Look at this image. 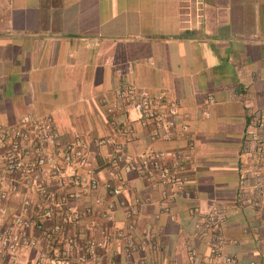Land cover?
I'll use <instances>...</instances> for the list:
<instances>
[{"label":"crops","instance_id":"1","mask_svg":"<svg viewBox=\"0 0 264 264\" xmlns=\"http://www.w3.org/2000/svg\"><path fill=\"white\" fill-rule=\"evenodd\" d=\"M126 83L152 99L177 102L171 139H152L151 126H141L132 110L126 112L133 120L130 139L116 134L106 108ZM262 106L264 0H0V123L29 112L48 114L64 140L85 130L122 141L133 153H190L191 195L174 201L167 213L159 211L156 190L126 175L128 204L142 199L133 234L152 231L162 244L157 252L139 253L148 264L186 260L189 243L204 254L207 238L195 235L193 209L212 201L228 207L219 226L225 252L235 264H264V194L257 205L245 204L239 182L255 164L254 147L245 139L247 112ZM111 150L91 147L101 183L109 177ZM99 194L108 199L102 187ZM115 219L114 227L125 229L124 210L117 209ZM47 246L41 238L22 258ZM122 249L117 238L93 264H122Z\"/></svg>","mask_w":264,"mask_h":264},{"label":"built area","instance_id":"2","mask_svg":"<svg viewBox=\"0 0 264 264\" xmlns=\"http://www.w3.org/2000/svg\"><path fill=\"white\" fill-rule=\"evenodd\" d=\"M177 108L176 101L152 99L126 83L115 90L106 110L112 114L118 136L129 140L133 134V120L126 114L132 110L141 126H151L152 139L169 140ZM245 139L254 147L255 164L240 177V199L257 205L264 194V106L248 109ZM92 145L112 146L106 160L109 177L103 183L90 162ZM190 158L189 152L181 158L165 150L133 153L122 141L93 137L85 130L64 140L48 114L29 112L14 123H0V259L5 264H93L101 249L120 238L122 264H148L139 253L144 249L157 252L162 244L152 231H144L140 238L133 234L142 199L135 197L128 204L126 175L135 174L156 190L159 211L167 213L174 201L191 195L186 165ZM101 187L108 199L99 194ZM10 201L17 202L14 209H9ZM120 208L127 216L125 229L114 227L115 211ZM193 211L195 235L207 238V251L202 254L189 243L186 260L169 264H235L234 256L224 250L219 230L228 207L212 201ZM85 232H97L101 237L82 238ZM41 238L47 248L38 249L32 258H22L24 252L38 247Z\"/></svg>","mask_w":264,"mask_h":264}]
</instances>
